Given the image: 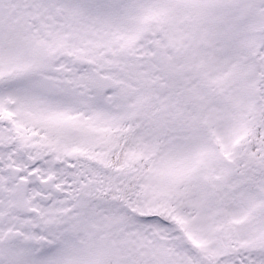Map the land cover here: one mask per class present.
<instances>
[{
  "label": "snow or ice",
  "instance_id": "snow-or-ice-1",
  "mask_svg": "<svg viewBox=\"0 0 264 264\" xmlns=\"http://www.w3.org/2000/svg\"><path fill=\"white\" fill-rule=\"evenodd\" d=\"M0 264H264V0H0Z\"/></svg>",
  "mask_w": 264,
  "mask_h": 264
}]
</instances>
